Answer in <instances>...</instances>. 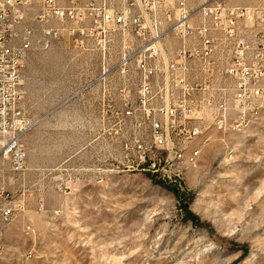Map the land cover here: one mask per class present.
Here are the masks:
<instances>
[{"label":"rangeland","instance_id":"obj_1","mask_svg":"<svg viewBox=\"0 0 264 264\" xmlns=\"http://www.w3.org/2000/svg\"><path fill=\"white\" fill-rule=\"evenodd\" d=\"M122 40L112 34L114 61ZM101 58L92 42L67 39L24 63L20 104L35 124L22 136L23 171L0 155V188L14 209L0 264H264V107L228 132L204 109L211 138L193 143L206 142L197 164L169 181L127 159L125 142L146 138L149 125L116 119L123 95L136 92L100 89ZM128 78L136 82L134 67Z\"/></svg>","mask_w":264,"mask_h":264},{"label":"built area","instance_id":"obj_2","mask_svg":"<svg viewBox=\"0 0 264 264\" xmlns=\"http://www.w3.org/2000/svg\"><path fill=\"white\" fill-rule=\"evenodd\" d=\"M115 32L123 34L116 61L109 53ZM67 39L102 49L100 89L136 92L135 99L123 95L115 116L139 122L140 115L149 134L126 141V157L169 181L197 164L206 142L189 162H178L180 148L200 134L211 138L198 116L204 109H213L216 130L228 132L245 121L250 106L264 104V0L197 6L189 0H0V155L13 171L26 168L22 136L35 124L20 104L24 63L34 49ZM132 67L135 83L128 78ZM111 103L102 100L104 107ZM9 197L0 188V257L3 230L13 219Z\"/></svg>","mask_w":264,"mask_h":264},{"label":"bare ground","instance_id":"obj_3","mask_svg":"<svg viewBox=\"0 0 264 264\" xmlns=\"http://www.w3.org/2000/svg\"><path fill=\"white\" fill-rule=\"evenodd\" d=\"M264 107V104H258L257 106H250V109L254 108H261ZM203 134H200V137ZM208 138H206L207 140ZM195 142V141H194ZM194 142L188 143L185 148H180L179 154H178V162H189L191 159V155H194L195 153H198L201 149L199 145H193ZM200 155V154H199ZM184 168H187V163H180V170H183Z\"/></svg>","mask_w":264,"mask_h":264},{"label":"trees","instance_id":"obj_4","mask_svg":"<svg viewBox=\"0 0 264 264\" xmlns=\"http://www.w3.org/2000/svg\"><path fill=\"white\" fill-rule=\"evenodd\" d=\"M185 207V210H186V212H187V214H188V216L190 217V218H193V219H195L196 217L188 210V207H187V205H185L184 206Z\"/></svg>","mask_w":264,"mask_h":264}]
</instances>
